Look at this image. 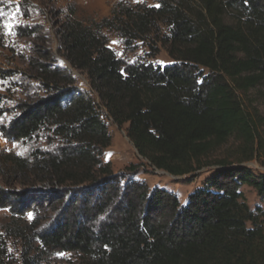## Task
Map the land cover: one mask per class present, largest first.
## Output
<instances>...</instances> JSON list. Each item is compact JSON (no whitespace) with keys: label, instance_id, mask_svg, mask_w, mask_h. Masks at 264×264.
Here are the masks:
<instances>
[{"label":"trees","instance_id":"16d2710c","mask_svg":"<svg viewBox=\"0 0 264 264\" xmlns=\"http://www.w3.org/2000/svg\"><path fill=\"white\" fill-rule=\"evenodd\" d=\"M103 31L124 46L159 44L174 64L126 63L106 46ZM63 41L68 64L86 76L90 91L75 89L70 73L63 81L43 70L45 96L0 124L4 139L46 132L57 140L53 151L11 159L32 188L0 189V209L20 214L24 197L51 208L54 222L37 234L39 246L73 253L77 264H264V211L250 209L240 192L246 186L264 199V175L243 166L264 158V117L241 101L264 87V0L120 4L92 27L68 23ZM104 119L127 125L147 168L172 177L218 169L184 205L144 181L123 182L102 160L111 141ZM231 139L240 144L234 159L208 162ZM22 264L36 263L26 256Z\"/></svg>","mask_w":264,"mask_h":264},{"label":"rangeland","instance_id":"374dc122","mask_svg":"<svg viewBox=\"0 0 264 264\" xmlns=\"http://www.w3.org/2000/svg\"><path fill=\"white\" fill-rule=\"evenodd\" d=\"M120 4L132 8L156 7L157 0H0L1 125L7 126L18 117L21 105L31 104L45 96L41 84L45 77L43 70L56 71L58 80L63 81L67 75L65 72L70 73L75 89L90 91L86 76L73 69L66 59L63 41L65 28L73 21L83 27H92L94 23L109 18L112 10ZM103 35L106 46L126 63L144 61L161 68L174 64L159 44L155 46L135 41L124 46L117 34L103 31ZM241 101L251 112L264 117V87L250 91ZM105 115L102 111L103 118ZM104 120L111 141L102 152V160L111 164L112 172L122 176L123 182L144 181L151 191L158 188L171 192L184 205L187 197L202 187L204 181L218 169L205 167L192 175L172 177L163 171L147 168L126 136L127 125L118 128L111 120ZM47 135L46 132L39 133L22 142L0 136L1 190L24 192L32 188L29 179L19 178L20 173L10 161L13 158L28 159L36 150L53 151L57 147V140ZM239 146L235 139L229 140L224 147L207 157L208 162L215 159L233 160V153ZM261 163H264V158L259 162L244 163L243 166L256 175H264ZM130 166H136V169L130 171ZM240 192L250 209L259 207L264 211V199L259 198L253 189L243 186ZM23 202V206L17 207L20 214L15 216L8 209H0V248L4 250L0 254L2 264H22L26 256L33 257L36 264H77L78 257L73 253L45 252L41 249L37 234L51 228L56 214L46 205L39 207L29 197H24Z\"/></svg>","mask_w":264,"mask_h":264},{"label":"snow or ice","instance_id":"6c2138e0","mask_svg":"<svg viewBox=\"0 0 264 264\" xmlns=\"http://www.w3.org/2000/svg\"><path fill=\"white\" fill-rule=\"evenodd\" d=\"M9 31H10V29H9ZM113 43H117L116 41H113Z\"/></svg>","mask_w":264,"mask_h":264}]
</instances>
